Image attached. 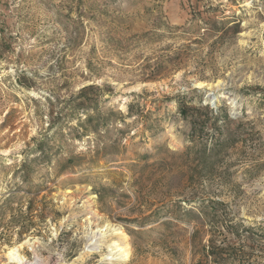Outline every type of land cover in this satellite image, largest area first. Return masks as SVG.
<instances>
[{"label":"rangeland","instance_id":"1","mask_svg":"<svg viewBox=\"0 0 264 264\" xmlns=\"http://www.w3.org/2000/svg\"><path fill=\"white\" fill-rule=\"evenodd\" d=\"M88 210L125 264H264V0H0V264H120Z\"/></svg>","mask_w":264,"mask_h":264},{"label":"bare ground","instance_id":"2","mask_svg":"<svg viewBox=\"0 0 264 264\" xmlns=\"http://www.w3.org/2000/svg\"><path fill=\"white\" fill-rule=\"evenodd\" d=\"M247 6H249V4ZM86 213L85 252L91 253L92 250L104 248L106 249V253L102 255V261H112L120 264L128 262L131 251L127 243V238L121 228L109 224L99 226V224L95 223L98 220L96 214L91 210H88ZM93 225L96 228L95 230L92 228ZM23 245L30 246V241H26ZM32 246H34V244H32ZM21 247L22 245L8 251L5 258L9 263L25 264L23 258L19 254Z\"/></svg>","mask_w":264,"mask_h":264}]
</instances>
